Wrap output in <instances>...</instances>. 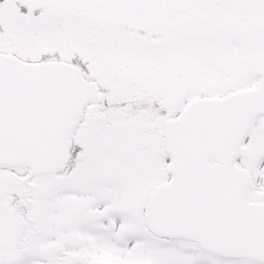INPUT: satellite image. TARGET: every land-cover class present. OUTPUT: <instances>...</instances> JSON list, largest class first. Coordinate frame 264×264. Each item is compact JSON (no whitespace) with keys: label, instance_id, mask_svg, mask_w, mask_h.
Returning a JSON list of instances; mask_svg holds the SVG:
<instances>
[{"label":"snow or ice","instance_id":"snow-or-ice-1","mask_svg":"<svg viewBox=\"0 0 264 264\" xmlns=\"http://www.w3.org/2000/svg\"><path fill=\"white\" fill-rule=\"evenodd\" d=\"M0 264H264V0H0Z\"/></svg>","mask_w":264,"mask_h":264}]
</instances>
